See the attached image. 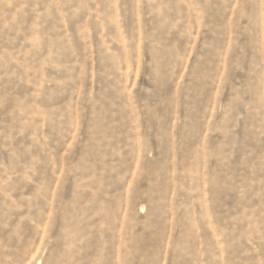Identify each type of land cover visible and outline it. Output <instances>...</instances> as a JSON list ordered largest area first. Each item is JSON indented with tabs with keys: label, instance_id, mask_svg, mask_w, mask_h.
I'll return each instance as SVG.
<instances>
[{
	"label": "rangeland",
	"instance_id": "374dc122",
	"mask_svg": "<svg viewBox=\"0 0 264 264\" xmlns=\"http://www.w3.org/2000/svg\"><path fill=\"white\" fill-rule=\"evenodd\" d=\"M0 264H264V0H0Z\"/></svg>",
	"mask_w": 264,
	"mask_h": 264
}]
</instances>
